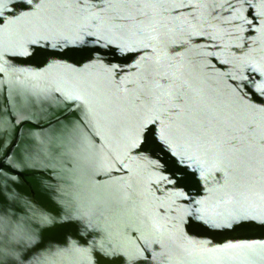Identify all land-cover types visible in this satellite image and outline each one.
<instances>
[{
    "label": "water",
    "instance_id": "95a60500",
    "mask_svg": "<svg viewBox=\"0 0 264 264\" xmlns=\"http://www.w3.org/2000/svg\"><path fill=\"white\" fill-rule=\"evenodd\" d=\"M0 21V264H264V0Z\"/></svg>",
    "mask_w": 264,
    "mask_h": 264
},
{
    "label": "snow or ice",
    "instance_id": "6c2138e0",
    "mask_svg": "<svg viewBox=\"0 0 264 264\" xmlns=\"http://www.w3.org/2000/svg\"><path fill=\"white\" fill-rule=\"evenodd\" d=\"M0 22H2V21H0Z\"/></svg>",
    "mask_w": 264,
    "mask_h": 264
}]
</instances>
